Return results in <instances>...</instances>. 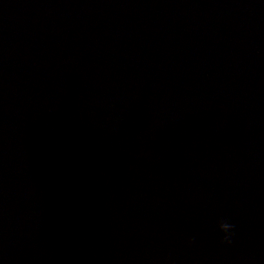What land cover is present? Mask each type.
Masks as SVG:
<instances>
[{"label":"water","instance_id":"obj_1","mask_svg":"<svg viewBox=\"0 0 264 264\" xmlns=\"http://www.w3.org/2000/svg\"><path fill=\"white\" fill-rule=\"evenodd\" d=\"M0 264H264V0H0Z\"/></svg>","mask_w":264,"mask_h":264},{"label":"clouds","instance_id":"obj_2","mask_svg":"<svg viewBox=\"0 0 264 264\" xmlns=\"http://www.w3.org/2000/svg\"><path fill=\"white\" fill-rule=\"evenodd\" d=\"M232 227H233V225H231V224H229V223H227V222H225V221H221V222L219 223V228H220V230L226 233V235H225L224 238H223L225 242H229V243L231 242V241H230V233H229V230H230Z\"/></svg>","mask_w":264,"mask_h":264}]
</instances>
